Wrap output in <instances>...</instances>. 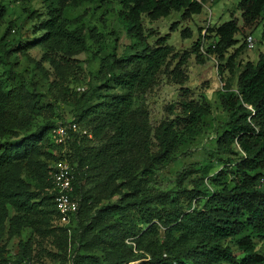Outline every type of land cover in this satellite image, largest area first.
Listing matches in <instances>:
<instances>
[{
    "label": "trees",
    "instance_id": "obj_1",
    "mask_svg": "<svg viewBox=\"0 0 264 264\" xmlns=\"http://www.w3.org/2000/svg\"><path fill=\"white\" fill-rule=\"evenodd\" d=\"M40 1L43 14H30L35 19L42 17L32 28L40 34L27 46L16 40L6 48L5 39L0 40V65L11 54L25 56V49L38 47L44 51L41 61L48 63L56 79L53 85L60 88L66 71L76 69L71 57L86 49L83 28L70 29L75 22L62 16L63 9L91 0ZM112 2L118 7L113 9L120 26L118 33L131 43L117 53L115 36L111 53L99 59V83L79 94H62L60 100L71 109V123L78 129L68 131L64 144L51 143L50 132L55 124L48 121L15 139L45 108L32 86L19 75L9 68L4 77L0 75V240L29 229L38 249L42 250L41 240L49 239L59 253H65L66 228L54 225L59 216L48 193L51 170L38 159L44 155L74 166L71 195L77 201V210L69 237L75 247L68 264H128L139 259L143 261L138 264H264V52L254 61L242 59L253 48V41L252 48H246V30L251 34L261 26L260 38L264 41V0L238 2L240 25L230 14L229 20L206 26L202 36L197 28L190 51L181 55L173 53L166 36L153 37L149 44L152 36H143V20L155 22L177 14L178 20L186 21L201 13L206 0ZM4 13L0 4V18ZM190 34L186 28L180 31L183 39L190 38ZM236 35L242 38L239 45ZM90 39L97 41L93 34ZM208 40L212 42L203 52L214 57L219 73L224 70L228 74L223 84L225 93L219 98L226 121L215 137V152L210 157L215 156L218 164L232 163V179L230 186L212 182V190L204 185L203 178L194 179L190 189L179 191L187 199L186 209L167 210L165 205L171 202L174 192H152L147 188L153 170L166 164L179 146L199 134L209 106L204 100L188 99L184 91L178 110L150 127L145 115L133 108V102L154 85L157 75L165 73L176 80L190 55L199 62L200 49ZM173 62L175 66L168 70ZM35 67L42 72L38 63ZM232 144L237 150L230 148ZM52 146L63 150L62 156L54 159L43 152ZM220 155L225 159L218 158ZM209 163L201 168L203 177ZM22 170L28 173L32 186L21 179ZM193 172H181L176 187ZM218 173L225 177V172ZM115 198L118 203L112 201ZM102 201L106 203L100 205ZM130 210L147 225L144 231L135 232L129 225ZM114 216L118 220L113 221ZM154 219L163 228L161 236L157 225L151 223ZM126 235L135 238L133 247L124 243ZM32 246L30 239L18 241L11 264H33ZM2 252L0 246V263L6 264ZM45 254L64 264V257L58 253Z\"/></svg>",
    "mask_w": 264,
    "mask_h": 264
},
{
    "label": "rangeland",
    "instance_id": "obj_2",
    "mask_svg": "<svg viewBox=\"0 0 264 264\" xmlns=\"http://www.w3.org/2000/svg\"><path fill=\"white\" fill-rule=\"evenodd\" d=\"M239 1L206 0L201 13L192 16L186 21L178 20L177 14H172L165 19L155 22H148L144 19L143 36H152L148 39L149 44L152 43L153 37L166 36V44L172 47L173 53L181 55L184 52L190 51L191 43L197 39V28H200L199 35L202 36L205 34L204 28L206 26L219 25L229 20L231 18L230 14H233L232 17L236 18L238 25H240L239 12L236 9ZM0 4L3 6L5 12L0 18V40L5 39L4 44H6V48L8 47V43L10 45L16 40L22 45L27 46L38 37L40 33L32 32V28L37 26L42 17L35 19L30 14L31 12L33 14H40V16L43 14V6L40 0H0ZM114 8L117 9L118 7L115 3H111V0H91L77 7L63 9L62 16L70 22H75V24L69 26L70 29L77 26L83 28L86 49L71 57L72 60L76 61V69L73 72L70 70L66 71L60 88L53 85L52 81L56 79L54 78V74L51 73L48 63L41 61L44 51L38 47H28L25 49V56L11 54L8 59L4 60V64L0 65L1 76L4 77V71L8 68L11 72L19 75L25 84L32 86L33 92L39 97L38 101L45 108L39 116L35 117L28 130L18 132L15 139L28 135L35 128L40 127L47 121L57 125L73 120L71 109L60 100L62 94H69L70 91L79 94L89 86L99 83L96 78L99 59L111 53L115 36L117 39V53L122 51L124 45L131 43L128 38L118 33L120 26L113 13ZM174 22L177 23L170 30L169 26ZM185 28L191 32L188 39H183L180 36V31ZM7 29H9V32L5 35L4 32ZM260 30L261 26L251 34L249 30L245 31V34L252 38L253 48L245 52L244 57H242L243 60L250 59L254 61L259 53L264 52V41L260 38ZM90 34L97 37L96 42L90 39ZM235 39L238 40L237 45L241 44V37L239 38L236 35ZM211 42L212 40L203 42V46L200 49L202 57L199 62H196L192 55L187 58L184 65L179 69L180 76L178 79L172 80V77L165 73L157 75L154 85L144 94L137 95L134 98L133 108H137V110L145 115L150 127H154L163 118H170V114L178 110V101L181 98V93L184 91L188 99L198 100L199 102L204 100L209 106V114L202 119L199 134L179 146L166 164L153 170L154 175L151 181H149L147 188L152 192H174L171 202L165 205L167 210H171L174 207L186 209L187 199L179 191L184 188L190 189L191 181L194 179L203 178L204 185L209 190L213 189L212 182L219 181L230 186V180L232 179L229 172L232 171L233 164H218L215 161V156L212 155L213 157H210V154L215 152V137L220 133L221 126L226 121V114L220 105L219 98L225 93L223 84L224 80L228 77L226 71L223 70L222 73L218 72L214 57L206 55L203 52L205 46ZM135 50L138 51L139 49ZM231 50L229 49L227 53H230ZM36 63L39 64L42 72L36 69ZM174 66V62L170 63L168 70ZM76 130L78 131L77 127ZM90 145H93V143ZM230 148L237 150L235 144H232ZM62 151L52 146L43 152L56 159L62 156ZM218 158L225 159V156L220 155ZM38 159L46 164V168L50 170L54 162L52 159L44 155ZM206 162H210V168L206 176L203 177L201 175V168L207 165ZM186 170H193L194 172L184 179L180 187H176V177ZM219 170L225 172L224 178L219 175ZM20 177L29 186H32V181L25 170L21 171ZM217 178H220V180H217ZM118 200L115 198L112 201L118 203ZM105 203L106 201H102L100 205H104ZM201 204L202 201L199 202V206ZM190 206L194 207V200L191 201ZM117 218V216H114L113 221L118 220ZM127 220L135 232L137 230L144 231L147 228V225L141 220L140 215L133 210L128 211ZM151 223L157 225V234L161 236L163 228L160 224L155 219ZM54 225L66 228L67 241L65 249L63 248L65 253H59L54 243H51L49 239L41 240L40 243L43 251L38 249L35 245V240L37 239L32 234V231L24 229L17 236L11 238L3 236L1 238L0 246L3 248L1 258L6 259V264H11L17 252L18 241L24 242L30 239L31 245H33L31 247V249L33 248L31 252L33 264H59L60 259L47 257L45 254L47 251L58 253L64 257V264H68L70 254L75 247L71 245L69 237L70 231L74 228V217L73 215L69 216L66 223H63L58 217L55 219ZM123 239L125 244L133 247L132 241L135 239L134 237L126 235ZM136 254L140 255L142 252H136ZM142 257H145V255H142ZM141 261L143 260L139 259L128 264H138Z\"/></svg>",
    "mask_w": 264,
    "mask_h": 264
},
{
    "label": "built area",
    "instance_id": "obj_3",
    "mask_svg": "<svg viewBox=\"0 0 264 264\" xmlns=\"http://www.w3.org/2000/svg\"><path fill=\"white\" fill-rule=\"evenodd\" d=\"M199 3V0H190ZM246 48H252V38L246 37ZM68 131H76L75 124L71 122L59 123L50 132V140L53 145H62L68 138ZM84 134V132H81ZM74 166L66 160L53 162L50 170V188L48 193L52 200L60 220L67 222L69 216L77 210V201L72 197V181Z\"/></svg>",
    "mask_w": 264,
    "mask_h": 264
}]
</instances>
